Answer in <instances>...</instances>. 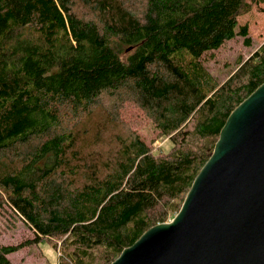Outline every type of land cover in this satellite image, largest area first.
I'll return each instance as SVG.
<instances>
[{
    "label": "trees",
    "instance_id": "16d2710c",
    "mask_svg": "<svg viewBox=\"0 0 264 264\" xmlns=\"http://www.w3.org/2000/svg\"><path fill=\"white\" fill-rule=\"evenodd\" d=\"M135 4L0 0V206L34 232L0 246V264L43 239L61 241L58 264H110L177 213L228 114L264 81V41L222 82L201 61L236 36L249 46L237 18L252 4L264 13V0ZM105 91L143 109L170 150L131 134L84 164L64 113L88 114Z\"/></svg>",
    "mask_w": 264,
    "mask_h": 264
},
{
    "label": "water",
    "instance_id": "95a60500",
    "mask_svg": "<svg viewBox=\"0 0 264 264\" xmlns=\"http://www.w3.org/2000/svg\"><path fill=\"white\" fill-rule=\"evenodd\" d=\"M110 264H264V81L228 114L177 213Z\"/></svg>",
    "mask_w": 264,
    "mask_h": 264
},
{
    "label": "rangeland",
    "instance_id": "374dc122",
    "mask_svg": "<svg viewBox=\"0 0 264 264\" xmlns=\"http://www.w3.org/2000/svg\"><path fill=\"white\" fill-rule=\"evenodd\" d=\"M259 6L264 8V4ZM143 8L144 0H136L137 12L140 13ZM72 10L79 16L90 17L82 6L74 4ZM237 19L239 24L248 25L250 45H245L241 36H236L201 57L205 68L218 82L224 81L235 72L237 62L247 58L264 41V13L255 4ZM64 114L67 124L75 132L76 148L84 164L90 163L93 166V160L98 159L101 154L107 158L112 157L118 142L131 134L138 135L155 154H166L171 148L169 140L160 136L147 113L134 102L127 100L123 93L114 95V92H103L88 114L79 117H73L75 114L71 113ZM81 178L80 174L77 180ZM33 237V230L22 217L9 204L3 203L0 206V246L17 244ZM60 243L61 241L54 249L53 240L43 239L39 243L9 253L7 258L11 264H58Z\"/></svg>",
    "mask_w": 264,
    "mask_h": 264
}]
</instances>
